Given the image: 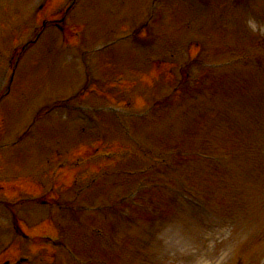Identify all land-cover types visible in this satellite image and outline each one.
Returning <instances> with one entry per match:
<instances>
[{
    "label": "rangeland",
    "instance_id": "374dc122",
    "mask_svg": "<svg viewBox=\"0 0 264 264\" xmlns=\"http://www.w3.org/2000/svg\"><path fill=\"white\" fill-rule=\"evenodd\" d=\"M142 1L143 5L146 6L147 0ZM9 2V5L5 10L0 8V77L2 79H4L3 70L6 65H8L7 63L13 47L16 45V41L19 40L23 42V40H27L28 37L30 38L34 32L36 25L34 15L38 5V0H9ZM90 2L91 0H82V4L76 8L78 11L74 13L73 17L70 16L68 18V22L70 24L77 22L85 23V21L89 23L90 32L87 33V43H82L80 45L84 48H86V46H88L87 48H92L97 42L101 40H108L107 38L111 37L115 33H117L115 37L119 36L117 28L123 25H133L134 17L138 13L136 6L129 7L122 5V0H104L101 7H94L93 9L86 8L87 3L90 4ZM65 3H67V0H51L46 17L60 11L61 8L65 7ZM1 6L2 0H0V7ZM174 12L177 15L179 13V8H177V10L174 9ZM4 24L12 29L6 35L7 40L1 35V30L4 28ZM56 35L58 36L57 33ZM176 36L178 37L177 31ZM57 39H59V37ZM35 55L36 56L33 55L31 61L33 62V59L37 57L35 63L33 62V64H31L33 68L38 67V63H36L38 58L40 60L51 58L49 55H45V52L42 54L36 53ZM30 57L31 56L27 55L26 60ZM26 70L28 73L26 78L30 80L32 71L31 66L30 69L26 68ZM229 141L235 142L236 139L230 138ZM251 155H254L252 149L249 150L247 157L244 156V158H246L245 160H249V165L254 169L255 166L252 164L253 161H251ZM257 159L258 158H256V160ZM244 164L245 163H243V167L245 166ZM245 168H247V166H245ZM236 175L238 176L239 173L237 172ZM225 209H228L230 217H233L235 221H237V225L240 226L239 218L243 215L237 212L235 208H229V206L225 205L222 201H219L214 207V219L216 223L227 222L223 219V217L229 216L225 214ZM218 211L221 212V215ZM3 214L5 215V212L0 210V222L7 224L6 218ZM183 221L185 222V219H183ZM247 222L249 223L247 224V229H254V233H257L260 226L264 225L262 224L264 223V219L258 220L255 218H247ZM244 227L246 228V225ZM227 230L226 224L221 227H215L210 231L204 230V233L201 231L196 233L188 232L183 229V226H180L179 228L175 227L171 231L168 230L169 232L166 231L164 237L162 238L163 241H161V246L167 248L171 256H168L169 260L164 262L158 260L159 262H156V264H228L230 261L229 259L231 258V254L229 255V243L230 245L232 244L229 240H227L230 236V231L228 232ZM201 241L204 242V244H208L209 247H207L210 248V250H198L197 248L202 246ZM251 255L252 253H249V262H247V264H252L250 258ZM258 258L259 262L257 261V264H264V258H261V256Z\"/></svg>",
    "mask_w": 264,
    "mask_h": 264
}]
</instances>
